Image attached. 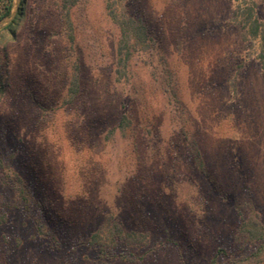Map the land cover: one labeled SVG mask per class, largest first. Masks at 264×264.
Instances as JSON below:
<instances>
[{
  "label": "rangeland",
  "instance_id": "374dc122",
  "mask_svg": "<svg viewBox=\"0 0 264 264\" xmlns=\"http://www.w3.org/2000/svg\"><path fill=\"white\" fill-rule=\"evenodd\" d=\"M65 4L26 0L0 43V264H255L238 231H264V40L243 11L264 25V0H79L74 40ZM123 15L145 27L126 63ZM112 222L142 235L125 258Z\"/></svg>",
  "mask_w": 264,
  "mask_h": 264
},
{
  "label": "trees",
  "instance_id": "16d2710c",
  "mask_svg": "<svg viewBox=\"0 0 264 264\" xmlns=\"http://www.w3.org/2000/svg\"><path fill=\"white\" fill-rule=\"evenodd\" d=\"M79 0H66L65 4V12L64 15V28L66 29V33L69 39L74 40L73 35V24L70 19V8ZM68 5H70L68 7ZM15 8V0H0V23L5 20L11 18L13 11ZM244 20L248 22V30L249 34L253 37H261L264 40V25L259 19H254L253 15L250 13L251 9H244ZM26 14V0L20 1V6L17 10L16 16L11 19V23L6 27L3 31L0 32V43L5 45L6 41L11 37L15 38L17 31L21 25ZM119 28V38L117 42V54L118 60L120 63L128 62L131 59V42L142 35H145V27L140 23V21L135 20L133 17H129L127 15H123L122 19H118L117 21ZM142 40V39H139ZM123 63V64H124ZM6 75H5V63L4 59L0 53V100L6 94ZM81 92V76H80V68L78 62L75 63L73 67V73L69 80V85L67 88V96L69 103L73 102ZM128 127V119L126 115H123L118 129L122 132L126 130ZM115 131H110V134H114ZM14 191L18 196L14 197L12 200L11 207L13 209H18L21 205H25L28 207V198L25 189L22 185L12 184ZM242 225L238 231L241 243L243 246H250L253 248V253L247 261L260 264V260L264 258V231L262 230L258 219H253L251 221L242 220ZM38 230L44 236H48L49 234L45 233L44 229L38 223ZM142 235L136 233H128L125 234L122 230V227L117 222H112L108 227V236L107 238L113 242L114 250L111 253V257H121L125 258L124 251L121 250L123 246H128L132 244H141ZM93 245V244H92ZM102 254H105L103 250H101Z\"/></svg>",
  "mask_w": 264,
  "mask_h": 264
}]
</instances>
